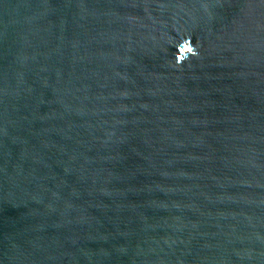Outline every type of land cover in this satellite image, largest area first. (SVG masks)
Instances as JSON below:
<instances>
[{
    "label": "water",
    "instance_id": "water-1",
    "mask_svg": "<svg viewBox=\"0 0 264 264\" xmlns=\"http://www.w3.org/2000/svg\"><path fill=\"white\" fill-rule=\"evenodd\" d=\"M0 264H264V0H0Z\"/></svg>",
    "mask_w": 264,
    "mask_h": 264
}]
</instances>
